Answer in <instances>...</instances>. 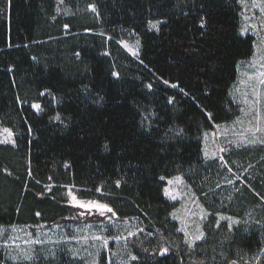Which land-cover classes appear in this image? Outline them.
Segmentation results:
<instances>
[{"label":"trees","instance_id":"trees-1","mask_svg":"<svg viewBox=\"0 0 264 264\" xmlns=\"http://www.w3.org/2000/svg\"><path fill=\"white\" fill-rule=\"evenodd\" d=\"M62 1L59 13L58 0H0V125L15 133L14 145L0 144V226L78 219L72 187L157 237L177 235L165 179L181 174L199 195L213 186L216 161L204 160L201 135L238 113L230 89L254 47L240 32V1ZM127 32L140 40L136 58L118 43ZM262 230L233 228L223 252L258 253ZM132 245L131 264H200ZM0 264L84 263L52 255Z\"/></svg>","mask_w":264,"mask_h":264},{"label":"rangeland","instance_id":"rangeland-1","mask_svg":"<svg viewBox=\"0 0 264 264\" xmlns=\"http://www.w3.org/2000/svg\"><path fill=\"white\" fill-rule=\"evenodd\" d=\"M58 1L59 13L66 12L63 1ZM239 1L240 32L253 36L254 47L249 58L239 61L237 79L230 89L238 113L231 121L214 124L201 135L204 160L216 161L213 186L207 185L199 195L181 174L165 179L163 194L175 204L170 217L177 224V235L157 237L136 219L122 220L113 211L80 207V203L107 204L79 198L72 187H67V204L77 210L78 219L52 225L0 226V261L30 263L64 255L84 264H131L136 258L132 243H137L153 249L167 248L181 258H199L200 264H264V247L236 259L223 252L233 228L264 229V0ZM149 25L157 29L158 22ZM118 43L131 57H137L140 40L132 32ZM33 108L40 110V105L33 104ZM5 129L11 132L10 137ZM0 144H15V133L2 125ZM177 178L180 183H176ZM251 182L257 183L261 194ZM245 187L258 197L255 204ZM201 233L202 238L196 239ZM208 234L209 244L196 251L195 245L205 241ZM28 256L32 258L26 259Z\"/></svg>","mask_w":264,"mask_h":264},{"label":"snow or ice","instance_id":"snow-or-ice-1","mask_svg":"<svg viewBox=\"0 0 264 264\" xmlns=\"http://www.w3.org/2000/svg\"><path fill=\"white\" fill-rule=\"evenodd\" d=\"M36 107H39V106H36ZM4 132L7 134L8 137H10L12 135L11 132H9V130H7V129H5ZM5 142H7V141H5ZM176 183H180L179 178H177ZM77 203H79V202H77ZM80 207L96 208V209L100 210L101 212H103L105 210L108 211V212H111L112 211V209L108 208L107 205L99 204V203H89V204L80 203ZM129 235H131V233ZM202 235L203 234L201 233V235L200 236H197L196 239H201L202 238ZM106 243L107 242L105 241V244ZM163 251L164 252H167L168 249L167 248H164ZM25 258L26 259H31L32 257L28 256V257H25Z\"/></svg>","mask_w":264,"mask_h":264}]
</instances>
